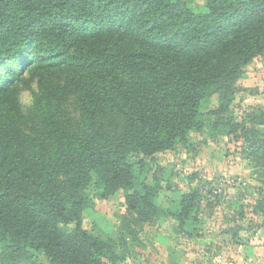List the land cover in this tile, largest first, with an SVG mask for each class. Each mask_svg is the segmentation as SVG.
Segmentation results:
<instances>
[{
    "label": "trees",
    "instance_id": "trees-1",
    "mask_svg": "<svg viewBox=\"0 0 264 264\" xmlns=\"http://www.w3.org/2000/svg\"><path fill=\"white\" fill-rule=\"evenodd\" d=\"M257 57L264 0H0V264H122L136 226L196 221L198 190L168 214L145 178L191 131L242 140L264 228V110L231 108ZM120 190L117 237L85 229Z\"/></svg>",
    "mask_w": 264,
    "mask_h": 264
},
{
    "label": "rangeland",
    "instance_id": "rangeland-1",
    "mask_svg": "<svg viewBox=\"0 0 264 264\" xmlns=\"http://www.w3.org/2000/svg\"><path fill=\"white\" fill-rule=\"evenodd\" d=\"M188 1L198 9L204 4ZM237 85L231 108L237 120L246 121L250 112L264 110V57L245 67ZM20 101L27 108L31 93L22 91ZM216 105L213 97L211 107ZM68 109L74 111L72 103ZM254 172L244 143L232 136L209 138L191 131L185 143L156 154L145 178L150 184L157 178L159 206L168 214L177 213L182 195L198 190L203 210L196 221L184 225L164 216L136 226L134 234L127 233L125 246L118 248L125 255L122 264H264V228L252 213L260 186ZM125 208L121 190L106 199L96 198L94 206L82 213L83 227L116 238L118 216Z\"/></svg>",
    "mask_w": 264,
    "mask_h": 264
}]
</instances>
